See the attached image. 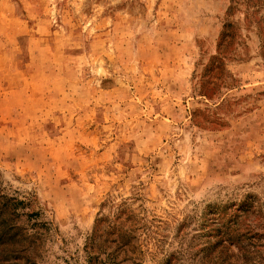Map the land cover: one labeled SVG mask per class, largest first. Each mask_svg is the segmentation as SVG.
<instances>
[{
	"label": "rangeland",
	"instance_id": "obj_1",
	"mask_svg": "<svg viewBox=\"0 0 264 264\" xmlns=\"http://www.w3.org/2000/svg\"><path fill=\"white\" fill-rule=\"evenodd\" d=\"M0 210V264H264V0H0Z\"/></svg>",
	"mask_w": 264,
	"mask_h": 264
},
{
	"label": "trees",
	"instance_id": "obj_2",
	"mask_svg": "<svg viewBox=\"0 0 264 264\" xmlns=\"http://www.w3.org/2000/svg\"><path fill=\"white\" fill-rule=\"evenodd\" d=\"M2 214L0 210V245L14 243V239L17 236L15 232L16 226L13 223H8L7 218L2 219Z\"/></svg>",
	"mask_w": 264,
	"mask_h": 264
}]
</instances>
